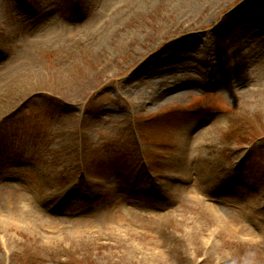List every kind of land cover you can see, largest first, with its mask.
Here are the masks:
<instances>
[{
	"label": "rangeland",
	"instance_id": "1",
	"mask_svg": "<svg viewBox=\"0 0 264 264\" xmlns=\"http://www.w3.org/2000/svg\"><path fill=\"white\" fill-rule=\"evenodd\" d=\"M0 264H264V0H0Z\"/></svg>",
	"mask_w": 264,
	"mask_h": 264
},
{
	"label": "bare ground",
	"instance_id": "2",
	"mask_svg": "<svg viewBox=\"0 0 264 264\" xmlns=\"http://www.w3.org/2000/svg\"><path fill=\"white\" fill-rule=\"evenodd\" d=\"M164 85H165V84H164ZM167 90H170V89H168V88L165 89V91H167ZM165 91H162V93L165 92ZM195 126H196V125H194V126L191 128V130L194 129ZM203 133H204V132H203ZM200 135H201V133L198 134V136H200ZM198 136H197L196 138H198ZM2 187L5 189L4 191L12 192V193H13V187H12L11 185H3Z\"/></svg>",
	"mask_w": 264,
	"mask_h": 264
}]
</instances>
